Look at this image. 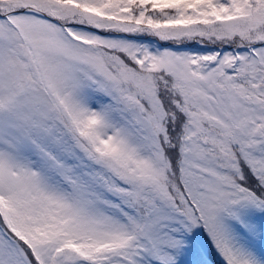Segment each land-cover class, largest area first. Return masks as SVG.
Returning <instances> with one entry per match:
<instances>
[{
    "label": "snow or ice",
    "instance_id": "obj_1",
    "mask_svg": "<svg viewBox=\"0 0 264 264\" xmlns=\"http://www.w3.org/2000/svg\"><path fill=\"white\" fill-rule=\"evenodd\" d=\"M0 264H264V0H0Z\"/></svg>",
    "mask_w": 264,
    "mask_h": 264
}]
</instances>
